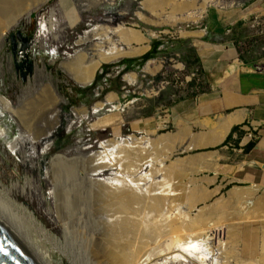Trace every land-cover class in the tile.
<instances>
[{"label":"rangeland","instance_id":"1","mask_svg":"<svg viewBox=\"0 0 264 264\" xmlns=\"http://www.w3.org/2000/svg\"><path fill=\"white\" fill-rule=\"evenodd\" d=\"M22 2L17 11L38 5L39 0ZM203 6L205 10L197 16ZM213 6L227 9L229 0H45L29 17L21 15L0 37V96L27 114L23 120L0 105V183L5 188L17 184L10 198L33 213L80 264H107L96 237L118 216L100 208L103 199L90 187L108 188L119 175L134 180L146 176L144 189L137 193L151 192L148 197L162 201L159 214L147 210L134 215L139 219H164L177 225L195 219L202 228L221 225L222 243H218L219 232L218 238L207 242L213 249L209 259L190 258L183 264L264 263V235L259 257L246 258L242 253L244 229H252L256 243L252 242L258 245L259 234L255 233L264 226V186L217 183L207 172L204 158L209 155L186 149L175 118L169 117L168 109L179 100L205 90L192 46L202 35V17ZM52 17L54 25L49 22ZM44 22L51 28L45 35ZM251 23L250 28L234 32L238 38L248 37L241 42L243 49L264 42V16L252 17ZM121 25L138 33L141 40L121 42L114 32ZM97 27L110 37L102 42L104 49L112 43L123 50L143 45L148 49L103 63L91 83L83 86L72 79L64 64L81 52L88 59L95 56L94 48L100 42L93 36ZM31 102L36 104L32 109ZM167 139L174 143L164 144ZM125 141L135 146H123ZM117 142L121 145L116 146ZM128 151L138 152L139 160L151 157L150 166L137 173L133 169L137 161H128ZM112 155L117 156L118 166L99 164L100 173L91 175L97 170V159ZM194 156L200 157L197 163L189 160ZM60 159H64L60 167L66 163L68 170L56 176L54 167ZM179 164L182 169L175 171ZM87 177L95 179L93 185ZM233 190L250 195L225 210L217 208ZM252 216L259 217L252 220ZM163 235L157 237L159 252L167 237ZM129 239L123 236L118 242L125 245ZM168 254L152 256L151 264L179 263H164Z\"/></svg>","mask_w":264,"mask_h":264},{"label":"crops","instance_id":"2","mask_svg":"<svg viewBox=\"0 0 264 264\" xmlns=\"http://www.w3.org/2000/svg\"><path fill=\"white\" fill-rule=\"evenodd\" d=\"M204 10L203 6L195 14L199 16ZM262 16L264 0H229L227 9L208 8L200 23L202 35L192 46L205 90L168 109L183 137L179 138L182 145L206 151L209 156L203 163L219 184L264 186V42L243 49L241 42L248 37L238 38L234 33L250 28L252 17ZM145 47L141 53L147 51V45L141 48ZM199 158L189 160L197 163ZM234 192L240 191L229 195ZM246 193L244 198L250 195ZM263 230L264 226L255 233L259 234L256 249L252 229L243 230V257L261 255Z\"/></svg>","mask_w":264,"mask_h":264},{"label":"bare ground","instance_id":"3","mask_svg":"<svg viewBox=\"0 0 264 264\" xmlns=\"http://www.w3.org/2000/svg\"><path fill=\"white\" fill-rule=\"evenodd\" d=\"M22 1L23 0H0V37L2 35H5V31L8 29L9 25L15 26V24H17L20 21L19 17L21 15L29 17L31 12L37 9L38 5L44 2L45 0H39L38 5L36 3H33L30 6H28L31 8L21 9L20 11H17L19 9V6L23 4ZM54 21H55L54 17H52L51 20H49L51 25H54L53 24ZM47 23L45 22L43 23V31H42L43 35H45L47 32L51 30V28H49ZM95 29L96 31L93 32V36L100 40V42L97 43V45L94 48L97 51L95 53V56L93 58L88 59L89 58L88 54L81 52V53H78L76 56H74L68 63L64 64L65 70L69 72L72 79L76 83L83 85V86L91 83L96 71L103 63L114 61L124 56H136L137 54L141 53L144 49H146V47L139 48V47L131 46V48L129 47L126 50H123L121 49L122 47L119 48L115 46V43H112L111 46H108L106 49H104L105 46H102L103 44L102 42L106 40H110L109 39L110 37L108 35L103 36L99 32L100 28L98 29L97 27ZM114 32H117L119 36V40L124 43L141 40L138 33L133 31L132 29L129 30V28L128 29L123 28L122 25L116 28ZM83 40H84V37L80 39V41H83ZM0 105H2L8 111L16 114L21 119L23 120L26 119L27 114L23 110L21 109L15 110L13 107H11L9 101H7L2 96H0ZM35 105L36 104L32 102L28 103V106L29 107L31 106V109L32 107H35ZM100 106L101 105L98 104L97 107H100ZM0 132H1V129H0ZM119 142H117L116 146L120 144ZM125 142L126 143L123 144V146H127V147L135 146V144L131 143L130 141H125ZM168 142L169 141L167 139L163 143L166 144ZM13 149H15V146L13 147ZM127 153H128L127 154L128 161L130 159L137 161L135 167L133 168L135 169L137 173H141L142 171H144L146 167L150 166L153 160L151 157H149L146 160H142V159L139 160L141 155L138 154V152L136 151H128ZM61 162H64V159H60L59 161H57V164H55L54 170H55L56 176H57L58 171L68 170L67 167H64V164L66 163L63 164V168L60 167ZM116 162H117V156L115 155H112V157L108 159L99 158L96 161V167L99 164H102V165L108 164V165L115 166L117 165ZM160 164H161L160 166L162 167L163 164L162 163ZM191 166H194V165H191ZM69 167L71 168V166ZM98 168H101V167L98 166L96 168L97 170L93 169L94 172L91 173V175L93 176L98 175L100 173V170H98ZM175 169H176L175 171L181 170L182 165L180 164L176 165ZM145 174L147 173L143 172V175ZM119 177L120 175L118 177L117 176L114 177L115 179L112 180L113 182L112 183L109 182L110 184H108V188H105V186L104 187L100 186L102 187V189L100 187L95 189L93 186L91 187L89 186L90 188H93L94 191L98 193L100 198L103 199V204L100 208L105 211H110V213L111 212L116 213L118 216V218L116 219V216L113 214V219L115 218L116 220L114 222L109 221L110 225H107L108 227L105 226L106 228L103 230L102 234L100 236L97 235L98 237H96V241L100 246L99 249L102 250L101 248H103V257L106 260L107 264H146V263L151 264L153 261V258H151L152 256H156V255L161 256L163 254H168V253L169 254L167 256L164 255V259H165L164 263L167 262V260H172L173 262H179V263L181 262V264H183L190 258H193V260H196V261L203 262L204 260L206 261L209 259L208 254L211 252V250H213V249L210 250L211 247L210 248L208 247L209 244L207 245V242L210 240V238L211 237L216 238L219 232V238L217 237L218 243L219 244L222 243L220 242L222 229H223L222 227H220L221 225H214V226L212 225L210 227L204 226L205 228L204 227L202 228L201 226L199 227L198 224L194 222L195 219L194 221L193 220L188 221V222L186 221V223L181 222V223H178L177 225V223H173L172 221H165L164 219L162 221L160 220V222L159 221L150 222V221L145 220L144 218L143 219L137 218L134 215L137 214L138 216L139 213H143L147 210L155 213L156 215L159 214L160 209L162 208L161 207L162 201L158 199L157 197L156 198L148 197L149 196L148 194L151 192H149L148 194H145L144 192L137 193V190L144 189V187L142 188L141 186L146 183L145 178H143L146 176L139 175V177L136 180L131 179V178H121L120 179ZM86 180L87 182L91 183L90 185H93L92 181L95 179L92 177H87ZM16 187H17L16 183L12 184L10 188L8 187L5 188L0 183V195L3 196L5 199L11 201L12 203L18 205L19 207H21L32 218V220L42 230V232L51 241V243L56 244L57 246L62 248L61 250H58V251H61L62 252L61 254L65 255L71 264H80L78 260L79 258L75 259L74 256L71 254L72 252L71 253L69 252L66 245L64 246L57 237H55L54 235H52V233L47 231L44 228V226L38 221V219L33 215V213H31L25 206L19 205L17 202L13 201L10 198L12 191L16 189ZM21 191L22 192L24 191V186L21 188ZM200 194H201V197L204 195L203 193H197L198 196H200ZM244 196L245 194L242 192H234V193H231L230 195L228 193V196L225 199V201H222L221 203L219 202V204H216L217 208H219L220 210H225L231 204L235 202L237 203V202H240V200H243ZM165 227L169 229L166 230ZM161 233L164 234L163 237L165 236L167 237H165L163 242L160 244L161 245L160 249H162V252H159L157 250V241H158L157 237H159V235L161 236ZM123 236L130 237V239L125 245H122V243L119 244L118 242V240L119 239L121 240ZM219 244L218 246L220 247ZM224 244H221V245L223 246ZM218 250H222V249L218 248ZM194 254L197 255L196 258L192 257V255ZM261 261L262 260H260V262Z\"/></svg>","mask_w":264,"mask_h":264},{"label":"water","instance_id":"4","mask_svg":"<svg viewBox=\"0 0 264 264\" xmlns=\"http://www.w3.org/2000/svg\"><path fill=\"white\" fill-rule=\"evenodd\" d=\"M0 264H67L32 218L1 195Z\"/></svg>","mask_w":264,"mask_h":264},{"label":"trees","instance_id":"5","mask_svg":"<svg viewBox=\"0 0 264 264\" xmlns=\"http://www.w3.org/2000/svg\"><path fill=\"white\" fill-rule=\"evenodd\" d=\"M146 57H147V56H146ZM192 82H193V81H192ZM235 130H236V129H235ZM229 139H230V137L228 136L226 142L229 141Z\"/></svg>","mask_w":264,"mask_h":264}]
</instances>
